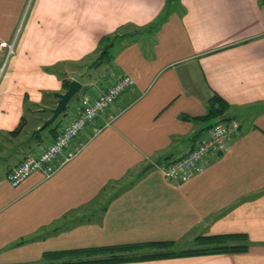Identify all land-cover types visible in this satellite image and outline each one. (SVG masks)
<instances>
[{
    "label": "crops",
    "instance_id": "obj_1",
    "mask_svg": "<svg viewBox=\"0 0 264 264\" xmlns=\"http://www.w3.org/2000/svg\"><path fill=\"white\" fill-rule=\"evenodd\" d=\"M115 32L111 61L80 80L57 130L84 96L124 74L134 86L96 118L98 133L78 134L69 149L82 148L53 174L11 186L7 170L55 136L31 135L66 90L45 69L97 55ZM0 43L12 45H0V264L159 240L190 249L228 234L244 235L247 248L104 264H264V0H0ZM213 92L237 123L227 147L201 173L165 179L158 166L204 132ZM36 110L49 114L26 131Z\"/></svg>",
    "mask_w": 264,
    "mask_h": 264
},
{
    "label": "built area",
    "instance_id": "obj_2",
    "mask_svg": "<svg viewBox=\"0 0 264 264\" xmlns=\"http://www.w3.org/2000/svg\"><path fill=\"white\" fill-rule=\"evenodd\" d=\"M0 45L7 46L8 53L12 52V45L4 43H0ZM133 86L132 77L124 74L93 97L84 96L76 115L57 131L51 142L39 153L27 154L20 162L7 170L6 179L10 185L17 186L34 171H41L47 177L53 174L60 165L70 160L82 148L83 143H80L69 149L70 143L78 134L87 126L91 127L93 135L98 133L100 127L96 125V118L111 106L123 92ZM236 127L237 123L232 119L213 123L200 136H197L193 146L186 153L169 163L158 166L162 176L170 181L182 182L201 173L211 155L219 154L225 150L227 140ZM57 158L59 162L55 163Z\"/></svg>",
    "mask_w": 264,
    "mask_h": 264
},
{
    "label": "trees",
    "instance_id": "obj_3",
    "mask_svg": "<svg viewBox=\"0 0 264 264\" xmlns=\"http://www.w3.org/2000/svg\"><path fill=\"white\" fill-rule=\"evenodd\" d=\"M150 27L151 26H149V28ZM145 29L147 28L139 30L142 31ZM139 30L137 29L133 34L138 33ZM118 34V32H115L112 35H105L100 38L97 45V55L90 65L91 68L95 67L97 64L100 65L111 61L112 55L110 50L112 49ZM63 66L65 65L62 63L52 67H47L45 70L56 74L62 80L63 88L67 89L71 79L63 76L62 73L58 71V68ZM226 108V102L217 93L213 92L207 100V110L204 118H207V120L210 121L205 126V129L215 122L224 120L223 116ZM66 109L67 107L51 125L47 126L45 129L37 128L31 133V135L40 137V133L45 130L50 133L55 132L56 134L58 131L57 126L60 120L59 122L56 121L65 114ZM46 110L50 112V109ZM214 118L217 119L214 121ZM22 126L23 120L20 122L18 127L10 133L17 134L20 132ZM203 241L206 242L204 245L190 249L176 248L172 240H159L94 248L53 251L44 255L45 261L42 264H104L220 251H244L248 244L246 237L241 234L212 235L205 237Z\"/></svg>",
    "mask_w": 264,
    "mask_h": 264
},
{
    "label": "rangeland",
    "instance_id": "obj_4",
    "mask_svg": "<svg viewBox=\"0 0 264 264\" xmlns=\"http://www.w3.org/2000/svg\"><path fill=\"white\" fill-rule=\"evenodd\" d=\"M96 55L91 56L87 60H84L78 64H69L65 65L63 67L58 68V71L62 73L65 77H72L71 80H77L80 82V80H83L87 72L91 69L90 65L95 59ZM76 78V79H75ZM81 83V82H80ZM53 108V107H52ZM49 113L46 111H34L33 113H28V121H31L28 123L26 127V131L32 130L35 128L37 124L40 123V120L45 118ZM61 118V117H60ZM60 118L56 121L59 122Z\"/></svg>",
    "mask_w": 264,
    "mask_h": 264
},
{
    "label": "water",
    "instance_id": "obj_5",
    "mask_svg": "<svg viewBox=\"0 0 264 264\" xmlns=\"http://www.w3.org/2000/svg\"><path fill=\"white\" fill-rule=\"evenodd\" d=\"M81 86L82 85L79 81L71 80L64 92L54 93L55 97L57 98L56 105L50 109L51 115L43 121L40 129H45L47 126L51 125L57 119V117L64 112L68 103L80 90Z\"/></svg>",
    "mask_w": 264,
    "mask_h": 264
}]
</instances>
